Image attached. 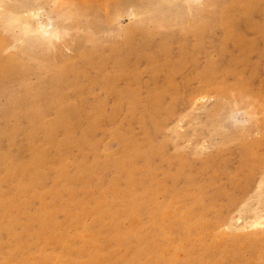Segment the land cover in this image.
I'll list each match as a JSON object with an SVG mask.
<instances>
[{"label": "rangeland", "instance_id": "374dc122", "mask_svg": "<svg viewBox=\"0 0 264 264\" xmlns=\"http://www.w3.org/2000/svg\"><path fill=\"white\" fill-rule=\"evenodd\" d=\"M0 264H264V0H0Z\"/></svg>", "mask_w": 264, "mask_h": 264}]
</instances>
